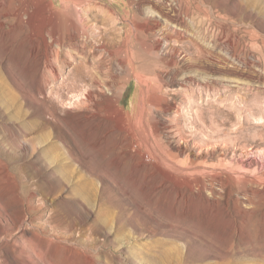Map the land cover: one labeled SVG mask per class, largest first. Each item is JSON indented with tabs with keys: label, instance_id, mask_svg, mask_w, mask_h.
Listing matches in <instances>:
<instances>
[{
	"label": "rangeland",
	"instance_id": "rangeland-1",
	"mask_svg": "<svg viewBox=\"0 0 264 264\" xmlns=\"http://www.w3.org/2000/svg\"><path fill=\"white\" fill-rule=\"evenodd\" d=\"M47 4L67 11L61 0H0V264H264V0H190L186 28L142 4L183 34L158 51L179 67L152 116L129 77L138 63L123 67L106 50L115 44L96 14L76 38L55 29ZM79 64L96 78L71 79ZM120 90L112 112L105 101ZM154 117L162 145L206 173L159 171ZM92 181L83 206L72 192Z\"/></svg>",
	"mask_w": 264,
	"mask_h": 264
},
{
	"label": "bare ground",
	"instance_id": "bare-ground-1",
	"mask_svg": "<svg viewBox=\"0 0 264 264\" xmlns=\"http://www.w3.org/2000/svg\"><path fill=\"white\" fill-rule=\"evenodd\" d=\"M39 1L40 0H31V2L33 3H39ZM154 1L155 0H127V3H125L124 13L120 11L119 6L117 5L118 3H120V0H61L62 4L67 10L66 12H64L65 14L62 12H51L50 9L52 8L49 6V4H47L48 9L51 12V17L55 22V29L61 26L62 32L72 30V32L74 33L73 36H75L76 38H80L83 35H88L87 32L92 26L88 21V16L90 14H96V18H98L103 24L102 29L105 31L106 41L109 44H115L114 47L106 50L110 52V54H112L115 59L116 56H118L119 64L123 67H129L134 63H138L139 66L137 67L140 71L139 74H134V70L132 69L133 67L128 68L129 77L138 80L140 93L139 96L142 100L141 107H147L145 109L147 114L150 116H152L151 114L162 113L166 109L165 103L168 101V98L166 97L167 93L165 92V88L168 85L166 78L168 72L170 71H168V69H173L176 71L179 67V62L175 55H166L161 57L158 51L163 48V44L168 48L170 45V40H180L183 37V34H181V32L178 30L179 28L176 29L171 24L163 26L160 23V20L156 19V13L151 12V17L148 16L149 14L146 15V12L143 8L144 5L142 4H152L161 19H166V22L169 23H177L179 26L185 28L188 27L185 22V17H189L192 13L190 0H173V2H176L179 6V10L176 11L177 15L175 17L170 15V13L163 7V4L168 0H156L157 3L160 4H157ZM102 2H107V5H102ZM199 7H201V5H199ZM29 16L31 20H34L35 13H30ZM43 19L48 21V18H46L45 16H43ZM126 22H129V25L126 24ZM120 25L121 27H119ZM96 32H98V35H100L99 29H96ZM157 33L159 34V37H156ZM59 38L60 43L65 44L67 40L66 33L61 34ZM112 40H116V42L113 43ZM100 47L103 48L104 46ZM156 60L161 61V63L164 65H160L159 67L155 64L157 62ZM70 78L75 80L76 82H85L95 79L96 76L89 67L83 64H79L74 68L73 72L70 75ZM176 78L177 76L174 75L173 80H176ZM180 89L183 92H185L186 90L184 86H181ZM122 95L123 93L120 90L114 98H105L106 108L114 112L117 109V104L120 102ZM86 96L87 95H85V97ZM92 96L93 94H89L87 98L89 97L90 99H92ZM192 103L194 104V102ZM119 113L121 117L117 118L116 116V120L118 121V123H120V120L122 119V113ZM181 113V109L177 110V114ZM150 124L152 125V123ZM162 128L163 124L161 123V121L158 118L154 117V125L153 128H151V132L154 140L158 143L157 145H159L157 149L160 153V155L156 154L155 160L158 163L159 171H163L164 176L166 175L171 179H175L177 176H188L190 175V173L203 175L208 171L207 168H204L202 166L203 164L192 160V155L191 157H189L190 159H188V162H178L177 159L179 157L180 150H178L179 152L176 153V150L169 146L165 147L163 146L164 144L162 145L161 143L163 133ZM195 135L196 133H193L190 136L195 137ZM47 155L48 161L51 162L52 158H50V152L47 153ZM64 156L63 157L65 158V160L67 158L69 159L68 156ZM52 171L53 173H65V169H62L60 167H54L52 168ZM219 181V179L216 180V182ZM92 184L93 181L92 183L82 182V184H80V186L78 188H75L72 192V195L75 196L83 206L87 205L86 203H88V205H91L93 202V200L91 199V191L94 188ZM204 187L205 186H203V188ZM100 206L103 207L104 203L101 202ZM158 243H160L161 245L163 244V242L160 241ZM165 244H168V247L172 246V244L170 243ZM167 251L168 250H166V252ZM170 255L171 253L168 254L167 252L164 257H169Z\"/></svg>",
	"mask_w": 264,
	"mask_h": 264
}]
</instances>
